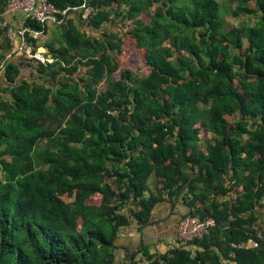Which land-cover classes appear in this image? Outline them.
<instances>
[{
    "label": "trees",
    "instance_id": "16d2710c",
    "mask_svg": "<svg viewBox=\"0 0 264 264\" xmlns=\"http://www.w3.org/2000/svg\"><path fill=\"white\" fill-rule=\"evenodd\" d=\"M47 1L85 2L80 19L102 32L70 11L43 44L52 61L34 65L47 81H17L30 64L16 60L0 78V264H264V0ZM118 22L143 50L139 79L113 78L128 52ZM180 196L186 216L214 218L209 234L119 263V229Z\"/></svg>",
    "mask_w": 264,
    "mask_h": 264
},
{
    "label": "built area",
    "instance_id": "2783aa9c",
    "mask_svg": "<svg viewBox=\"0 0 264 264\" xmlns=\"http://www.w3.org/2000/svg\"><path fill=\"white\" fill-rule=\"evenodd\" d=\"M75 10H79L82 19H87L93 12V8L85 2L80 7H67L60 10L47 0H9L4 11L0 12V27L8 26L7 37L11 45L10 51L0 62V78L4 76L5 68L11 60L33 63V65L52 61L51 55L42 47L39 40L44 38L46 26L50 23H61L70 11ZM18 13H20V20L16 17L17 15L15 16ZM27 18L36 20L41 27L32 28L30 25H24L23 22ZM15 20L19 21L18 26ZM214 225L215 220L212 217L185 215L179 219L175 227L176 244L184 247L194 239H202L209 234ZM251 245L256 246L257 242L252 240L251 244L247 241L232 243L233 247L247 248ZM229 255L233 257L234 252Z\"/></svg>",
    "mask_w": 264,
    "mask_h": 264
},
{
    "label": "crops",
    "instance_id": "0c3cea01",
    "mask_svg": "<svg viewBox=\"0 0 264 264\" xmlns=\"http://www.w3.org/2000/svg\"><path fill=\"white\" fill-rule=\"evenodd\" d=\"M233 7V5H232ZM78 12L69 14V17L78 19ZM20 20V17H19ZM1 80H4L3 76ZM123 211L129 214L128 207ZM188 212V206L182 197H175L157 202L154 206L149 220L145 224L139 223L138 219L131 217L130 224L119 229L115 240L118 253L131 257L142 255L140 250L148 247L151 253L165 252L176 244L175 227L181 217ZM256 212L264 217V206L256 207ZM251 244L252 240L247 241Z\"/></svg>",
    "mask_w": 264,
    "mask_h": 264
},
{
    "label": "rangeland",
    "instance_id": "374dc122",
    "mask_svg": "<svg viewBox=\"0 0 264 264\" xmlns=\"http://www.w3.org/2000/svg\"><path fill=\"white\" fill-rule=\"evenodd\" d=\"M226 6V5H225ZM234 6V5H233ZM77 12L79 13V11L77 10ZM17 15V16H16ZM15 16L18 18L20 16V13L15 14ZM144 18L146 20H148V16L144 15ZM227 19L232 23V24H239L241 23L242 20H244L243 17H233L231 15H229L227 17ZM15 23L17 24V26L19 25V21L15 20ZM76 24L81 28L86 30L89 34H94V35H100V33L102 32V28L101 29H93L89 26L86 25L85 21H83L82 19H80V14H79V19H76ZM132 24L130 22H118L114 25H110L108 26V28L110 30H115V31H120L122 32V37L125 39V46L124 48H126L125 50H127L128 52H126L127 54L124 56L122 55L119 58V69L116 73H114L113 78H118L119 77V72L121 70L124 69H129L132 72V75L134 78L139 79L143 76H145L149 69L148 66L145 63V59L143 56V50L137 49L134 47V43L131 41V39L128 37L127 32L129 31V29H131ZM55 25L51 24L48 25L47 28V32L44 36V38H41L39 40L40 44H47L48 42L51 43H55L52 39L53 36V30L55 29ZM1 41V39H0ZM58 44H56L57 46ZM42 50V48H40ZM46 50V48H45ZM82 72L85 70V67L81 68ZM21 79H28L29 81H34V82H43V81H47L45 77L41 76L34 68L33 63H30V65L28 66H24L23 68H21L20 74L17 77V81L21 80ZM100 88H103V84H101L99 86ZM1 89V88H0ZM2 92V95L4 96H9L8 92L4 91L3 89L0 90ZM232 119H235L234 117ZM210 135V134H208ZM207 135V136H208ZM204 136V135H203ZM205 138V136L203 137ZM201 144H203V142L201 141ZM153 178L150 179L149 185L152 186L153 182H152ZM99 202V197L95 198V203ZM118 248H116V259L119 263L123 262L126 259V256L121 255L118 253ZM136 258L139 259L141 262L142 260V255H136Z\"/></svg>",
    "mask_w": 264,
    "mask_h": 264
},
{
    "label": "clouds",
    "instance_id": "9594fccd",
    "mask_svg": "<svg viewBox=\"0 0 264 264\" xmlns=\"http://www.w3.org/2000/svg\"><path fill=\"white\" fill-rule=\"evenodd\" d=\"M77 11V10H76ZM79 11V10H78ZM46 34V33H45ZM42 47L45 49L46 47H44V45L42 44ZM46 50H47V48H46ZM47 52H48V50H47ZM49 53V52H48ZM50 54V53H49Z\"/></svg>",
    "mask_w": 264,
    "mask_h": 264
}]
</instances>
